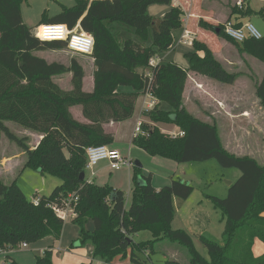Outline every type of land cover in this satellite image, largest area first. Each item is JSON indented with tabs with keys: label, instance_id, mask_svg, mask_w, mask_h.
Listing matches in <instances>:
<instances>
[{
	"label": "trees",
	"instance_id": "1",
	"mask_svg": "<svg viewBox=\"0 0 264 264\" xmlns=\"http://www.w3.org/2000/svg\"><path fill=\"white\" fill-rule=\"evenodd\" d=\"M26 1L0 0V134L25 153L23 169L33 168L62 182L51 194L36 197L39 201L35 203L19 187L17 178L10 183L0 178V251L49 236L60 240L65 221L53 206L63 207V200L74 194L78 197L77 215L72 221L79 227L80 244L93 246V260L111 263L129 258V264H144L139 253L152 252L156 241L168 239L187 248L189 264H264V254L257 257L253 253L256 240L264 243V162L228 150L217 123L194 114L185 97L193 72L226 84L234 83L235 75L216 57L210 44L199 38H194V49L185 53L188 68L174 62L150 63L175 45L174 30L182 27L183 11L172 7L159 19L148 12L149 5H170L173 0H74L72 6L61 4V11L52 17L45 11L39 24H66L71 29L79 24L94 37V88L86 91V70L77 59L66 64L37 53L67 50V42L36 37L24 21L22 7ZM243 8L235 5L233 12L256 13L250 7ZM256 14L264 18V10ZM116 23L133 30L138 40L114 32ZM199 24L264 63V35L239 43L225 33L224 24L204 19ZM63 74H71L69 89L57 82ZM146 92L157 101L146 112L150 120L173 123L184 135L172 136L142 122L145 134L134 136L133 144L152 156L177 163L216 159L225 168L241 171L225 198L209 196L222 210L226 224L221 241L205 233L200 235L208 257L198 251L190 232L172 225L174 198L186 199L194 190L188 182L173 179L171 184L156 189L151 175H144V184L136 181L128 206L125 191L82 179L87 147L111 145L115 137L105 131L104 125L132 118L138 98ZM256 96L264 107V76L256 84ZM76 107L86 122L75 117L72 109ZM7 121L41 133L43 138L32 148L30 138L17 136ZM140 175L141 169L135 166L134 178ZM91 222L93 229L88 227ZM141 231L150 232L152 238L136 241ZM6 261L17 264L9 256ZM35 264H52V247L37 256ZM164 264L181 263L167 258Z\"/></svg>",
	"mask_w": 264,
	"mask_h": 264
},
{
	"label": "rangeland",
	"instance_id": "2",
	"mask_svg": "<svg viewBox=\"0 0 264 264\" xmlns=\"http://www.w3.org/2000/svg\"><path fill=\"white\" fill-rule=\"evenodd\" d=\"M73 1L74 0H27L22 7L24 21L32 28V31H34L36 30L35 26L40 21L45 11H47L48 15L54 16L61 11V2L72 3ZM208 1H215L216 7L225 13V15L218 16L220 20L216 23L217 25L224 24L228 21L226 16L229 14L230 8L239 0ZM257 1L258 3L256 4L255 2ZM241 3V1L237 3L238 5L236 6L238 9L243 8L240 6ZM261 3L262 0H256L253 4H256L254 6H258ZM205 9L208 8H202V10ZM251 20L255 27L264 35V18H262V16L253 15ZM114 26V32H117V30L123 31L122 35H120L123 38L130 37L138 40L133 30L129 27L118 23ZM125 27L127 31H125ZM201 28L215 36L218 42L227 40L225 37L219 36L211 30L204 29L203 27ZM128 30H131L132 33ZM220 43L217 44L218 46H215L216 50L213 51L214 53L216 52V57L222 62L225 68L235 75L236 78L234 83H221L202 74L193 72L190 74L187 83V105L197 116L207 120H213L217 123L221 136L223 137L222 140L224 139L223 143L228 146L230 150L238 154L255 155L260 162H264V107L256 96V84L264 76V63L248 54L242 53L231 41H229V44H226V46ZM176 49L178 50H173L171 53L186 50L187 48L182 45H177ZM37 53L49 61H61L66 64H69L73 58L77 59L86 70V84L84 89L86 91H91L90 83L92 82V76L95 70L92 55L74 53L66 49L45 50L38 51ZM202 77H205V86L194 88L193 85H195L198 80L202 79ZM70 78L71 74H63L57 77V82H59L63 88L69 89L71 88ZM163 107H166V105L163 104ZM78 110L79 108L76 107L73 108L72 111L75 114ZM136 119L137 117L135 116L132 120L133 124L136 123ZM6 124L19 137L30 135V146H36L38 138L31 129L14 121H7ZM164 127H167V125H164ZM18 148L17 144L10 140L5 134H0V161L2 160L0 166L4 167V169L0 168V178H3L6 183H10L17 178L19 187L31 200L41 195L51 194L54 188L62 182V179L51 174L41 173L39 170L33 168L23 169V167H19L23 162V157L17 154ZM66 153L69 155L67 150ZM4 157H8V160H5ZM178 164H180L181 173L175 178L188 182L194 187L193 192L188 198H179L177 200V205L181 203L180 207H178L179 214L182 216L181 218L186 219L188 222L189 216L192 214L196 216L199 215V220L204 221L203 227L205 229H203V231H193L191 235L198 251L208 257V251L200 240V234L205 233L221 241L223 240V232L226 224V219L223 216L222 210L212 203L209 196L212 195L225 198L228 195L231 184L236 182L241 176V171L237 168H225L221 166L216 159L190 161ZM127 170L128 167H123L120 171L109 169L108 175L110 176L111 173L109 174V172H112L115 175L122 174L126 176L124 173H126ZM229 182H231V184H229ZM206 216L207 221H205ZM70 221L71 220H66L65 225L74 227L76 224ZM172 225L174 228H181L190 232L188 230V228H191L189 223L178 226L179 223L176 221ZM88 227L93 229V223L92 227L90 224ZM77 238L78 237L70 243L68 248H88L89 244L82 246ZM151 238V234L148 231H141L135 236L136 241L149 240ZM58 241L56 242L58 243ZM256 247L257 245L255 244L254 248L256 249ZM40 254L41 252L36 251L33 243H30L28 248L15 249L9 255L10 259L16 261L18 264H35L36 258ZM139 254L144 264H164L167 258H175L181 264H189L187 248L177 243H172L168 239L156 241L152 252L148 250V252H141ZM5 259L4 255L0 253V264L1 261ZM52 263L56 264L53 255ZM129 263V258H117L111 263L99 259H91L85 264Z\"/></svg>",
	"mask_w": 264,
	"mask_h": 264
},
{
	"label": "crops",
	"instance_id": "3",
	"mask_svg": "<svg viewBox=\"0 0 264 264\" xmlns=\"http://www.w3.org/2000/svg\"><path fill=\"white\" fill-rule=\"evenodd\" d=\"M239 1L242 2L240 5L241 7H245V8L250 7L256 13L264 10V0H262V3L258 6H254L258 3V1L255 2L256 4H253L254 1H256V0H249L248 2H243L242 0H239ZM74 3L75 2L73 1L72 3L61 2L60 4H64L66 6H72ZM237 3L233 4L232 8H230V12L226 16V18H228V21H232L235 24H242V23L247 22V21L252 22L251 18L253 15L260 16V14H256V13L252 14V15H244V14H241L239 12H233V7L235 5H238ZM215 4H216L215 1L209 2L208 0L207 1L206 0H173L172 4H170V5H168V4H152V5H149L148 6V12L150 13V15H152L156 19L162 18L169 10H171L172 7H179L184 13L183 18L187 20L186 23L183 21L181 28L174 30L175 45L169 51L165 52L164 54L157 55L156 60H155L156 63H159L160 61L174 62V63H177L184 68H188L189 65H188V62L185 58V53H187L188 51H192L194 49V47H193V45H189L187 43H184L185 38H183V35H184L185 30H187V29L193 33L194 38H202V40L209 43L214 51L216 50L215 46H218L217 44H219L220 42H221L220 44L221 45L224 44V46H226V44H229V41H227V40H222L219 42L216 41L215 36L211 35L209 32L203 30L199 26L200 25L199 24L200 19H204L205 21H207L209 23L216 24L220 20V19H218V16L219 15H225V13L222 10L218 9ZM202 8H208V9L202 10ZM189 14H190V16H188ZM50 17H52V16H50ZM39 25H41V24H39V22H38L35 27H37ZM124 29H125V31H127L126 27ZM128 31L130 33H132L131 30H128ZM117 32H120L121 35L123 33L122 30H117ZM177 45L178 46L179 45L185 46L187 49L171 53L173 50L175 51V50L179 49V48L176 49ZM234 46H235V44H234ZM235 47H237V46H235ZM85 78H86V76H85ZM85 78H84V88H85V84H86ZM205 81H206L205 77H202V79L198 80L195 83V85H193V87L194 88L197 87V84H201L202 87H204ZM93 88H94V76H92V82L90 83V90L92 91ZM186 89H187V86H186ZM185 97H186V90H185ZM147 103H148L147 97L145 96V94H141L137 100L136 111H135V114L132 118L127 119V120L122 121V122H111L109 124L104 125L105 131L107 133H112L115 137V141L112 143V145L114 147L118 148L126 158H128L129 160H131L133 162V165L129 166L126 173H124V175H126V176H123L122 174L115 175L112 172H109V174L111 173V175L109 176L108 170L109 169L113 170V169L110 166V162L107 160L99 162L92 170L86 171V175H85L87 180L90 182L94 181L100 185L109 184L116 189H120V190L125 191L126 195H127L128 206L131 203L132 190L136 184V181L139 183H144L145 182V178L143 177L144 175L145 176L151 175V180H152L153 186L156 189H160L161 187H163L165 185L171 184L173 179H179V178H175V177L181 173L180 172V164H178L176 161L168 159V158L160 157V156H152L147 151H145L144 149L133 144L132 138L134 137L133 136L134 130H135L138 123L148 122L154 126L159 127L163 132L168 133L172 136H174L180 132V128L173 123L152 122L150 120V118L146 115L147 105H148ZM186 103H187V101H186ZM162 106H163V104H162ZM74 115L78 120L85 121V122L87 121L84 118L80 108ZM246 115H248V114H246ZM135 116L137 117V119H136L137 121H136V123L133 124L132 120L134 119ZM164 125H167V127H164ZM175 129H176V131H175ZM34 135H36L38 138V142L36 143V146H37L40 143L41 139L43 138V135L41 133H38V132H35ZM26 136L29 137L30 135H26ZM223 141H224V139H223ZM35 147H32V148H35ZM225 147L228 150H230V148L228 146L225 145ZM230 151L235 153L232 150H230ZM17 154H20L21 157H23V162L19 166V167H23L24 163H25V153L20 148H18ZM236 154L237 155H244V154H238V153H236ZM250 155H252V154H250ZM252 156H255V155H252ZM7 158L8 157H4L5 160H8ZM135 160H138L142 164V167H139L141 169L142 175H140L137 179L134 178V167H135L134 161ZM0 163H2V160L0 161ZM4 166H6V165H4ZM125 167H127V166H125ZM0 168L4 169L3 166H0ZM121 169H119V171ZM99 181H101V182H99ZM178 199H179L178 197L174 198V206H175V210H176V215H175V219H174L173 223H175L177 221L179 223L178 226H182V225H184V223H189L191 228H188V230L190 231V233H193V231H195V232L196 231H203V229H205L203 227L204 221L199 220V215L198 216H196L195 214L190 215L189 216V222L186 221V219L181 218L182 216L179 214V210H178V207H180L181 203H178V205H177ZM68 220H71L70 222H73L72 219H68ZM205 221H207V216L205 217ZM64 225H65V223H64ZM90 226L92 227V223H90ZM76 237H79V227H77V225H74V227L65 225L63 228V232H62V237L58 241V243L56 242V240H55V242H56L55 243L54 238L52 236H49V237H46L44 239H41V240L33 243V246H34V248H36V251H40L41 254L43 253L44 250L52 247V253H53L52 255L54 257V260L56 261V264H83V263H86L92 259L93 246L89 245L88 248H86V249H84V248H78V249L68 248L70 243L72 241H74ZM255 244L257 245V247H256V249L253 247L254 255L257 257L263 255L264 254V243L260 240H256ZM28 247H29V244H28ZM14 250L15 249L7 248L3 252H0V253H2L4 255V258H6L8 256L10 257L9 254ZM4 261H1V263H3ZM52 264H54V263H52Z\"/></svg>",
	"mask_w": 264,
	"mask_h": 264
},
{
	"label": "built area",
	"instance_id": "4",
	"mask_svg": "<svg viewBox=\"0 0 264 264\" xmlns=\"http://www.w3.org/2000/svg\"><path fill=\"white\" fill-rule=\"evenodd\" d=\"M88 2L98 1V0H86ZM184 16V15H183ZM190 16V14L188 15ZM187 16V17H188ZM182 21L187 22L186 19L182 18ZM225 33L234 39L235 41L242 43L246 38L253 37L256 39H260L263 37V34L255 27V25L251 21L244 22L241 26H236L234 22L227 21L224 23ZM34 35L41 40L53 41V40H63L67 42V50L74 53H81L85 55H92L94 50L95 40L94 37L82 30L79 24H77L74 28H69L66 24H55V23H44L36 27V30L33 31ZM183 38H185L184 43L189 45H193L194 35L190 30H185ZM156 57L151 59L150 63L152 65L156 63ZM197 87L201 88V84H197ZM145 96L148 99L147 111L154 108L157 101L152 95V93L146 92ZM145 134V132L141 129V123H138L135 130L134 135ZM183 136L184 131H180L178 134L174 136ZM87 154V163L85 166L86 171L92 170L99 162L107 160L110 162V166L114 170H119L122 167H129L133 165V162L126 158L121 151L111 145H96L89 146L86 149ZM85 171V175H86ZM35 203L39 201V198L33 199ZM64 201V206H53L54 211L64 219V221L68 219H72L76 217L77 212L75 208V204L78 201V197L74 194H69ZM28 248V243H21L16 249H24ZM12 249V248H9ZM1 250L0 252H3ZM1 264H8L5 260Z\"/></svg>",
	"mask_w": 264,
	"mask_h": 264
},
{
	"label": "water",
	"instance_id": "5",
	"mask_svg": "<svg viewBox=\"0 0 264 264\" xmlns=\"http://www.w3.org/2000/svg\"><path fill=\"white\" fill-rule=\"evenodd\" d=\"M134 166L136 167H142V164L138 161V160H135L134 161ZM86 176H85V173L82 174V179H84ZM139 183V182H138ZM139 184H143V183H139ZM229 184H231V182H229Z\"/></svg>",
	"mask_w": 264,
	"mask_h": 264
}]
</instances>
